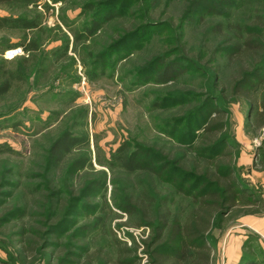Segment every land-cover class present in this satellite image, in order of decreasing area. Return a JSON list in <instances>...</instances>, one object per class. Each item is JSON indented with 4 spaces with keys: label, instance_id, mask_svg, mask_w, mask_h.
Masks as SVG:
<instances>
[{
    "label": "rangeland",
    "instance_id": "374dc122",
    "mask_svg": "<svg viewBox=\"0 0 264 264\" xmlns=\"http://www.w3.org/2000/svg\"><path fill=\"white\" fill-rule=\"evenodd\" d=\"M193 1L36 0L33 7L0 5V17L36 23L31 30L0 28V82L10 85L0 97V264H76L80 248L108 252L114 237L133 247L148 235L113 205L127 184L144 175L127 174L115 167L112 157L122 144L173 155L184 148L180 140L188 142L193 133H201L188 118L208 94H220V87L214 89L211 83L214 65L206 59L218 43L209 26L223 17L201 11L197 15L203 21L190 23ZM87 4L94 9L85 12ZM96 7L121 13L93 36L79 39ZM231 13L240 20L260 16L264 0H253L250 11ZM14 46L23 49V56L6 59L5 51ZM175 48L183 55L171 53ZM97 56L104 60L103 68L96 66ZM160 57L177 58L186 73L175 82L155 84L151 67ZM223 69L222 84L229 74ZM225 96L220 106L232 146L228 150L235 156L236 176L256 204L237 209L223 229L211 232L207 244L213 248L214 264H241L242 257L264 264V125L257 127L247 118L245 102ZM176 121L181 125L174 130ZM65 132L85 142L56 166L47 151ZM80 159L89 163L76 170L73 163ZM177 202L182 210L185 203ZM86 205L93 208H83ZM44 209L50 216L46 222ZM48 222L46 232L57 237L52 243L35 233ZM83 225L97 227L80 235ZM19 240L25 241L27 252H18ZM32 245L35 249L28 250ZM137 253L139 264H148L140 248Z\"/></svg>",
    "mask_w": 264,
    "mask_h": 264
},
{
    "label": "trees",
    "instance_id": "16d2710c",
    "mask_svg": "<svg viewBox=\"0 0 264 264\" xmlns=\"http://www.w3.org/2000/svg\"><path fill=\"white\" fill-rule=\"evenodd\" d=\"M51 1L63 3L65 0ZM0 5L33 7L36 0H0ZM252 5L253 0L193 1L188 18L190 23L203 21L202 15H197L201 11L223 17V20L209 26L210 35L216 37L218 43L206 59V63L214 65L211 83L214 89L220 87V94H208L200 106L191 112L188 120L200 127L201 133L197 136L193 133L188 142L180 140L179 145L184 148L176 150L173 155L151 149L130 150L125 144L117 148L112 157L115 167L129 175L140 173L144 176L134 186L127 184L121 197L113 200V205L129 217L130 225L142 229L143 234L148 231V235L133 247H127L111 233L114 238L110 251L95 249L89 252L87 248H80L81 252L75 255L79 259L76 264H139L138 248L148 264H214L213 248L207 244L211 232L223 229L237 209H248L256 204L235 174V156L228 150L232 146L226 135L225 111L220 106L226 94L238 98L247 105V118L252 119L257 127L264 125V14L240 20L232 19L231 13L242 8L250 11ZM92 6L87 4L84 11L94 9ZM96 9L89 26L83 27V31L77 35L79 39L93 36L104 23L121 13L102 11L99 7ZM3 27L31 30L36 23L23 18L0 17V28ZM142 30L140 28V33ZM176 52H179L178 48L171 51ZM179 54L182 56V51ZM218 56L225 66L219 63ZM95 63L103 68L105 62L101 56H97ZM151 68L154 71L151 78L158 85L175 82L187 71V67L177 58L160 57L155 59ZM223 68H228L229 74L222 84L220 75ZM9 89L7 81L0 82V97ZM179 125L176 121L174 130ZM84 142L70 133H62L49 146L48 160L57 166ZM88 163L89 160L80 159L74 161L73 168L82 170ZM177 199L185 203L182 210ZM83 208L91 210L93 207L86 205ZM41 217L45 222L49 220L46 209ZM50 226L48 222L43 230L35 232L38 236L42 235L43 241L47 239L48 243L57 239L46 232ZM95 227L83 225L78 232L80 235L87 234ZM21 233L24 230L19 233L24 237ZM17 247L18 252H27L25 241H17ZM29 249L34 250L35 246ZM240 263L260 264L245 257Z\"/></svg>",
    "mask_w": 264,
    "mask_h": 264
},
{
    "label": "built area",
    "instance_id": "2783aa9c",
    "mask_svg": "<svg viewBox=\"0 0 264 264\" xmlns=\"http://www.w3.org/2000/svg\"><path fill=\"white\" fill-rule=\"evenodd\" d=\"M24 54V51L21 47H14V48H11V49H8L7 51H5L4 53V57L6 59H15V58H18L20 56H23ZM261 140L264 142V131L262 133V137H261Z\"/></svg>",
    "mask_w": 264,
    "mask_h": 264
}]
</instances>
